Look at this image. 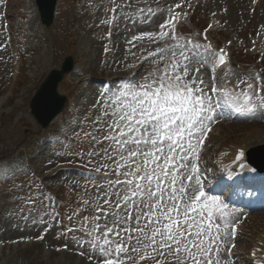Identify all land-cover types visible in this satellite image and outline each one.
Instances as JSON below:
<instances>
[{
  "label": "rangeland",
  "instance_id": "obj_1",
  "mask_svg": "<svg viewBox=\"0 0 264 264\" xmlns=\"http://www.w3.org/2000/svg\"><path fill=\"white\" fill-rule=\"evenodd\" d=\"M22 1L24 3H21ZM190 1L59 0L54 23L46 29L40 24L38 17L32 15V0H0V159L4 158L0 161V166L11 167L9 163L4 164V162L12 159L10 154L13 151L23 149L28 159H31L30 166L39 176L37 180L26 177L23 170L26 166L17 170L11 167L12 171L7 175L4 174L3 169H0V240L5 242L3 244L6 247L0 250V264H98L99 253L87 245L80 246L85 237L79 231L65 230L58 242L55 235L56 227H54L49 239L46 237L41 244L31 242V236L38 240V233L43 225L39 222L34 224L32 221H39L40 216L48 211L51 215L44 216L45 223L51 224L53 215L56 217L53 225L59 224L58 219L59 216L62 219V215L54 207L55 201L48 190L61 185L65 186L68 192L67 208L63 211L66 217V229L78 227L83 217L95 214L93 205L90 204L87 208L83 205L84 200L95 196L94 185L107 183L103 174H98L94 170V164L98 158H90L87 155L92 146L89 139L83 135L91 128L92 119L98 115L96 105L102 92L100 89L96 91L95 87L99 81L101 85L106 83L117 85L116 89L124 85L128 79L139 81L150 70L152 64L150 61L145 63L133 78L123 77V74L127 75L126 71L133 62L141 56H148L150 51H155L158 47L172 46L177 43L159 39L149 42L148 37L134 40L133 37L144 32L158 33L159 25L167 20L175 9L183 8L184 12L187 10L188 17L190 16L180 30L185 40H193L194 43L202 45L201 32L205 24L212 18L220 22L221 27L212 35V38L219 44H232L231 51L235 67L228 71L231 74L229 86L231 82L235 85L237 78L252 77L257 73L264 75V57L253 56L247 52L264 23V0L254 10L250 6L251 0H195L193 8H187ZM177 4L181 7H174ZM113 8L117 11L116 43L108 60H105L100 54L103 28L109 23L108 11ZM148 8L152 9L154 16L148 12ZM19 10H26V12L20 13ZM5 26H10L11 30L17 29L15 38L18 40L21 53V67L16 77V85L10 82L9 77L14 68L7 49ZM27 26L30 27L29 30ZM33 48L35 51L31 53ZM67 56H71L75 61L77 70L73 75L76 78L79 71L91 78L89 82L91 89L86 100L91 110L88 114L80 115V121L85 118V124L75 122L72 118L65 124L63 129L72 139L81 138L80 144H77V141L65 151L59 150V141L52 142L47 135L45 136L48 131L41 130L33 121L29 114V102L46 75L51 70L58 69ZM202 72L204 78L208 79L207 68H203ZM117 73L120 75H116ZM111 79H113L112 83ZM85 85L87 80L80 84L76 79L73 84L66 81L59 88L60 94L69 95L72 99L69 110L75 105L73 97L75 101H82L81 91H86ZM63 86L79 88V90L74 93V90H66ZM80 106L84 108L82 103L77 105V107ZM68 115L71 116L72 113ZM257 121L254 123L256 127L253 124H236L229 130L221 128L219 131L221 133L215 136L214 143L217 145L232 144V142L239 144L247 134H252L256 130L263 132L264 124L261 123L260 118ZM78 124H81V127H78ZM24 126L27 127L24 128ZM249 137L255 138L254 135ZM82 140L83 144H81ZM82 153L85 154V160L80 157ZM79 165L91 169L89 181L82 180L85 176L80 175ZM112 175L115 179V175ZM29 196L35 201V207L29 205L27 200ZM45 197L48 199H44ZM41 200L44 201L43 205L40 203ZM45 205L50 207L45 208ZM74 212H79V216H74L73 220L69 221L67 217ZM25 217L28 218L25 219ZM261 224L264 225V219ZM123 227H135V222ZM252 230H260L258 224L253 223L246 228L245 239L237 245L239 250L247 251L249 235L246 233H250L253 237ZM132 235L136 236L135 233ZM121 236L124 243L129 246V252L121 254V259L125 264H133L138 256L144 253L143 244L137 245L135 238L128 241L127 235L123 232ZM14 242L17 244L13 245ZM131 247L140 248L141 251L133 253ZM150 252L151 249L148 250V253Z\"/></svg>",
  "mask_w": 264,
  "mask_h": 264
},
{
  "label": "snow or ice",
  "instance_id": "obj_2",
  "mask_svg": "<svg viewBox=\"0 0 264 264\" xmlns=\"http://www.w3.org/2000/svg\"><path fill=\"white\" fill-rule=\"evenodd\" d=\"M148 12L155 15L151 8ZM174 20L175 15L161 23L158 33L133 37L177 43L150 51L152 67L139 81L130 79L115 91L101 94L98 115L83 133L92 146L87 155L98 158L94 170L107 183L94 185L95 196L83 201L85 208L94 206L95 214L66 231L83 233L80 246L98 252V264H125L121 254L128 253L129 246L121 232L128 241L135 238L137 245L143 244L141 259L148 258L149 249L173 257L176 264H226V257L232 256V241L241 222L239 210L210 194L211 185L202 178L199 166L200 153L211 125L223 116L218 111L221 99L240 115L264 118V75L237 78L229 87V72L221 79L215 75L226 64L223 50L217 54L210 44L192 40L180 44L174 27L168 29ZM209 66L212 76L206 81L202 69ZM243 157L244 151L239 150L235 159L241 161V168L245 167ZM0 169L5 175L12 171L8 165ZM112 174L115 179L109 178ZM228 175L231 178L232 173ZM27 200L35 207L31 196ZM46 215L51 213L45 211L39 221L32 222L45 223ZM74 216L79 212L67 219L72 221ZM132 222L135 227H123ZM140 251L131 247L133 253Z\"/></svg>",
  "mask_w": 264,
  "mask_h": 264
},
{
  "label": "water",
  "instance_id": "obj_3",
  "mask_svg": "<svg viewBox=\"0 0 264 264\" xmlns=\"http://www.w3.org/2000/svg\"><path fill=\"white\" fill-rule=\"evenodd\" d=\"M55 0H39V9L44 16V22L50 23ZM71 64L63 66L61 72H52L39 88L30 107L36 120L46 126L48 122L60 112L63 99L56 94V86L64 73L69 72Z\"/></svg>",
  "mask_w": 264,
  "mask_h": 264
},
{
  "label": "bare ground",
  "instance_id": "obj_4",
  "mask_svg": "<svg viewBox=\"0 0 264 264\" xmlns=\"http://www.w3.org/2000/svg\"><path fill=\"white\" fill-rule=\"evenodd\" d=\"M245 1H246V0H245ZM120 36H121V34H120ZM204 79H205V78H204ZM250 144H252V143L249 142L247 145H250Z\"/></svg>",
  "mask_w": 264,
  "mask_h": 264
}]
</instances>
